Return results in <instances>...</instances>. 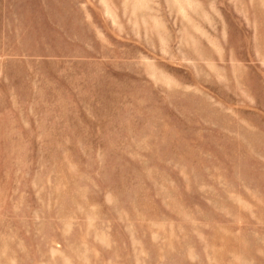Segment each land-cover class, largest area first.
<instances>
[{"label":"rangeland","instance_id":"rangeland-1","mask_svg":"<svg viewBox=\"0 0 264 264\" xmlns=\"http://www.w3.org/2000/svg\"><path fill=\"white\" fill-rule=\"evenodd\" d=\"M0 264H264V0H0Z\"/></svg>","mask_w":264,"mask_h":264}]
</instances>
